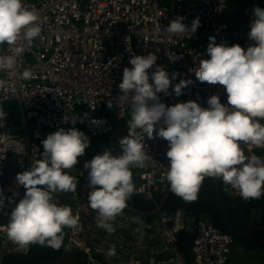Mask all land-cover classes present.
<instances>
[{
	"label": "built area",
	"instance_id": "built-area-1",
	"mask_svg": "<svg viewBox=\"0 0 264 264\" xmlns=\"http://www.w3.org/2000/svg\"><path fill=\"white\" fill-rule=\"evenodd\" d=\"M241 0H22L39 17L41 34L17 58V71L29 70V80L9 78L0 69V79L7 81L0 89V107L17 102L21 122L0 126V175L12 170H29L41 158V143L59 128L80 126L92 137L108 136L117 129L128 134L131 119V96L121 98L119 88L123 70L131 68L133 55L157 56V65L169 73H178L171 80L169 94L158 93L166 106L195 101L209 107L208 98L218 95L225 106L227 93L223 86L201 83L194 71L200 60L210 59L206 49L209 37L217 44H239L247 50L254 45L248 38L254 19L253 7L247 12L248 26L226 28L222 17L231 3L239 7ZM177 16L188 27L197 17L200 26L195 33L170 34L167 26ZM7 44L0 46V55H11ZM155 70V66L151 71ZM181 79L193 83L176 96L173 89ZM151 82V81H150ZM112 108H108V102ZM97 113H100L98 115ZM72 121H75L73 124ZM264 124V120H261ZM144 151L148 156L143 167H131L138 174L132 196L157 204V195L170 188L166 179L169 162L168 143L163 138L145 136ZM246 155L264 157V147L242 145ZM12 175L0 184V263L8 256H28L35 245L19 249L7 237L10 213L26 189ZM223 183V181L221 180ZM224 184V183H223ZM225 185V184H224ZM231 195L242 199L228 187ZM88 185L73 193V214L79 217L78 227L65 228L66 248L73 249L87 264H187L178 248L179 235L194 225L190 248V264H240L232 257L234 240L231 234L202 218L184 211L160 210L143 218L123 210L114 221V232L97 226L98 213L88 202ZM193 222V224H192ZM115 246L116 254L106 253ZM264 264V251L257 262Z\"/></svg>",
	"mask_w": 264,
	"mask_h": 264
},
{
	"label": "clouds",
	"instance_id": "clouds-1",
	"mask_svg": "<svg viewBox=\"0 0 264 264\" xmlns=\"http://www.w3.org/2000/svg\"><path fill=\"white\" fill-rule=\"evenodd\" d=\"M248 38L254 41L247 50L239 44L227 46L209 37L206 52L210 59L200 60L194 71L196 80L224 87L228 105L218 95L207 100L209 107L195 101L166 106L158 93L169 94L171 80L178 73H169L157 65V56L133 55L131 68L123 70L119 88L126 99L131 96V119L128 134L119 139L122 154L114 156L109 150L95 155L84 164L88 172V202L98 213L97 226L114 232L112 221L127 207L135 192L131 167H143L148 159L144 151L148 139L163 138L168 143L169 167L166 179L170 190L185 202H195L206 177L220 179L227 187L245 199L264 196V157L246 155L242 145L264 147V9H253ZM177 16L167 26L170 34L195 33L200 26L197 17L188 27ZM41 34L39 17L22 0H0V46L7 44L11 55H0V69L9 78L19 76L29 80V70L18 73L17 58ZM155 70L149 73L150 69ZM151 81V82H150ZM191 79H181L173 89L178 97ZM7 81L0 79V89ZM112 108V102H108ZM7 113L0 107V126ZM74 124L75 121H72ZM90 140L76 128L63 127L48 134L42 141V158L29 170L18 173L16 182L26 191L10 213L7 237L19 249L40 245L59 250L64 241V229L78 227L79 217L66 206L53 202L56 193H75L77 178L64 171L78 163ZM4 203L0 199V206ZM116 254L112 246L106 255Z\"/></svg>",
	"mask_w": 264,
	"mask_h": 264
},
{
	"label": "trees",
	"instance_id": "trees-1",
	"mask_svg": "<svg viewBox=\"0 0 264 264\" xmlns=\"http://www.w3.org/2000/svg\"><path fill=\"white\" fill-rule=\"evenodd\" d=\"M262 1L263 0H260L259 4H261ZM261 5H263V4H261ZM255 6H260V5H255ZM250 7L251 6H247L245 3L243 4V6H239V8H237V7L235 8L232 5H230L229 9H228V11L229 10L230 11L228 12V14H227V11L224 14V16H226V17L228 15V17L226 18V20L222 19V24L224 26H227L228 22L230 23L233 18H235V19L239 18L241 21L237 22L236 26H240V25H244V24L247 25L246 24L247 23L246 12ZM229 19H230V21H228ZM245 27H242V28H245ZM5 112L7 113L8 123L16 124V123L21 122V115L19 112V105L17 104V102L8 103L5 106ZM97 114L100 115V113H97ZM73 127L79 131H82L85 134L84 129L80 126H69V127L64 128V129L67 130L68 128H73ZM41 147H42V153H43L42 143H41ZM42 153H41V158H42ZM77 182H78V180H77ZM77 186H78V183H77ZM214 187H215L214 180L211 178H205L203 183H202V186L199 190L198 198L195 202H185L182 198L176 196L172 192L170 194V196L167 198V200L165 201V205H164L163 209L167 210L169 212L184 211V212H187L189 214H192L196 218H202V219L207 218L209 220L212 219V220H214V226L215 227L219 228L222 231L227 232L225 227H223V225L220 224V222H219V219H220L219 210L217 208V204H216L215 200L213 199L214 198ZM222 189L225 190L224 195L226 197L227 196V194H226L227 190L224 186H222ZM161 197H162V194L157 195L156 202H159ZM228 198H229L228 203H226L227 207H229L231 201L233 202V200H235L234 198H231L230 196H228ZM130 200L135 203L136 207L143 209V210H151L154 207V204H151V203L141 199L140 197L132 196V198H130ZM246 207H250L251 209H256V210H264V196H262L260 199H253L252 202H249ZM227 211H230V210L227 208ZM63 231L65 233L64 241H63L61 248L56 251V254H57L56 256H58L64 250V248H66L67 234H66L65 230H63ZM192 240H193V234L188 232V231L182 232L179 235L178 248H179L180 252L183 254L187 264H190V262H191L190 248H191ZM43 247L44 246L35 245V247L33 248V251L37 250V249H43ZM28 256H19V258L27 259ZM56 256H53L51 258H46V259H43L41 261L52 259ZM36 262H40V260L36 261ZM25 264H27V263H25ZM77 264H87V263L82 260L80 255H78Z\"/></svg>",
	"mask_w": 264,
	"mask_h": 264
},
{
	"label": "crops",
	"instance_id": "crops-1",
	"mask_svg": "<svg viewBox=\"0 0 264 264\" xmlns=\"http://www.w3.org/2000/svg\"><path fill=\"white\" fill-rule=\"evenodd\" d=\"M253 3L255 5H260L264 7V0L261 2V4L263 5L259 4V2L256 0L254 1L251 0V7L253 6ZM231 4L234 7L236 6L235 5L236 3H231ZM228 27L229 26L227 25L226 28ZM19 112L21 115L20 107H19ZM112 134L115 138H117L116 140L126 136V133L122 129H117V131H115ZM132 173H133V176L137 177V172L134 171ZM222 186L226 188L224 184H220L217 190L216 182H215L213 199L215 200L217 204V208L218 206L219 207L221 206L225 210V206H227L226 203H228V199H229L228 196H230L231 198H234L235 200L233 201H235L237 204V205H234L233 202L231 201L229 207H227L230 210L227 213H229L230 216L234 217L233 222L231 223V226H232L231 230H232L233 235L236 238V241L234 242V244L236 245H234V254H233L232 259L235 262H239L240 264H250L251 262H257V260H259L261 257L260 256L261 253L264 251V223L263 221L260 220L261 212L256 209H252L251 211L250 207H246L249 202H245L242 199H239L231 195L228 187L226 191L227 196L225 197L224 195L225 190L222 189ZM81 189H82V186L78 183L76 192H80ZM68 197L69 199L67 200L68 201L67 206L71 207L72 202L74 200L73 193H68ZM252 200L250 202H252ZM227 213H225L226 221L229 220V217H230ZM193 217L196 218L195 216ZM219 222L220 224L223 225V218H221V216H220ZM226 231H227L226 233H229L227 229Z\"/></svg>",
	"mask_w": 264,
	"mask_h": 264
},
{
	"label": "flooded vegetation",
	"instance_id": "flooded-vegetation-1",
	"mask_svg": "<svg viewBox=\"0 0 264 264\" xmlns=\"http://www.w3.org/2000/svg\"><path fill=\"white\" fill-rule=\"evenodd\" d=\"M84 132H85L86 136L90 140L89 147H87L86 150L93 151L94 152V156L97 155V154H103V152L106 149L109 150L112 153V155H114V156H119V155L122 154V150L120 149V146H119V143H118L119 139L116 140L117 138H115L113 136V134H110V135L105 136V137L94 138L87 131L84 130ZM94 156H83L81 158V160H79L78 163L75 166L84 167L85 162L86 161H90ZM87 170H89V169H87ZM130 170L132 172L135 171V170H133L131 168H130ZM70 175H72V174H70ZM132 175H133V173H132ZM206 178H208V177H206ZM77 180H78L77 183H79L81 186L84 185V184L89 186L88 183L80 180L79 178H77ZM137 180H138V174H137V177L133 176L134 185L136 184ZM170 194L168 195V197L170 196ZM233 204L237 205L235 201H233ZM218 210H219V214H220L221 218H223L224 227L226 229H228V227L231 229V227H232L231 223L233 222L234 217L230 216L229 213H227L228 212L227 211V206H225V210L226 211L221 206L220 207L218 206ZM222 211L224 213V217H223ZM251 211H252V209H251ZM259 211L261 212L260 220L263 221V223H264V210H259ZM225 213H227L230 216L229 220H227V221H224L225 220ZM207 221L211 222L214 225V220H212V219L209 220L208 219ZM219 221H220V219H219ZM234 245H236V244H234ZM56 251L57 250H54V249H52L50 247H43V249H37V250H34V251L32 250V252L29 254L27 259L19 258V256H8V257L6 256V257H4L2 259L0 264H25V263H31V262L33 263V262H36V261H39V260L41 261L43 259L51 258L53 256H56L57 255Z\"/></svg>",
	"mask_w": 264,
	"mask_h": 264
},
{
	"label": "water",
	"instance_id": "water-1",
	"mask_svg": "<svg viewBox=\"0 0 264 264\" xmlns=\"http://www.w3.org/2000/svg\"><path fill=\"white\" fill-rule=\"evenodd\" d=\"M27 170H12L8 174H2L0 175V184L6 181V179L12 175H17L18 173H22ZM64 171L68 172L69 174L74 175L75 177L79 178L80 180L88 183V172L90 170L85 169L84 167L74 166L72 169H65ZM214 179V178H213ZM216 182V188L218 190L219 185L222 184L220 179H214ZM172 191L170 188L166 190L164 193H162V197L157 202V204L151 209V210H143L138 207H136L135 203L131 201L130 199L127 202V207L124 209L130 213H133L137 216L148 218L151 216H155L160 210L164 208L165 201L168 197V195ZM68 193H56L54 194L53 202L57 203L58 206L66 205L68 204ZM223 217L224 213L222 211ZM226 221V220H224ZM226 223V222H225ZM193 224V222H192ZM194 225H192L191 229L189 230L190 233L194 232ZM228 232L232 235L234 242L236 241L235 236L232 233V230L228 227ZM78 261V254L73 249L64 248V250L56 257L52 259H48L45 261L40 262H33V263H27V264H77Z\"/></svg>",
	"mask_w": 264,
	"mask_h": 264
},
{
	"label": "rangeland",
	"instance_id": "rangeland-1",
	"mask_svg": "<svg viewBox=\"0 0 264 264\" xmlns=\"http://www.w3.org/2000/svg\"><path fill=\"white\" fill-rule=\"evenodd\" d=\"M253 1H254V0H253ZM256 1L259 2L260 0H256ZM244 3H245L247 6H251V0H241L240 3H239V5H240V6H243ZM254 5H255V4L253 3V6H252L253 8H255V7H260V8H262V9H264L263 6H254ZM233 7H234V6H233ZM235 8H236V6H235ZM237 8H239V7H237ZM229 11H230V10H229ZM229 11L227 10V14H228ZM244 13H245V12H244ZM227 17H228V15H227ZM227 17L224 16L223 19L226 20ZM228 21H230V19H229ZM239 21H241L239 18H236V19L233 18V19L231 20L230 23L228 22V26H229L228 28H242V27H245V26L247 27L248 24H249V22L247 21V23L245 22L247 25L244 24V25L236 26L237 22H239ZM245 21H246V20H245ZM223 26H224V25H223ZM225 27H226V26H225ZM83 156H94V152L91 151V150H86V149H85V154H84ZM83 156L78 157V161L81 160V158H82Z\"/></svg>",
	"mask_w": 264,
	"mask_h": 264
},
{
	"label": "bare ground",
	"instance_id": "bare-ground-1",
	"mask_svg": "<svg viewBox=\"0 0 264 264\" xmlns=\"http://www.w3.org/2000/svg\"><path fill=\"white\" fill-rule=\"evenodd\" d=\"M223 18V17H222ZM189 254V253H188ZM261 256V255H260ZM253 261V260H252Z\"/></svg>",
	"mask_w": 264,
	"mask_h": 264
}]
</instances>
